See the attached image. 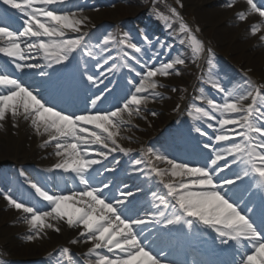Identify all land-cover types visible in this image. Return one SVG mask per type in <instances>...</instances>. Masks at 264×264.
Segmentation results:
<instances>
[{"label": "snow or ice", "instance_id": "1", "mask_svg": "<svg viewBox=\"0 0 264 264\" xmlns=\"http://www.w3.org/2000/svg\"><path fill=\"white\" fill-rule=\"evenodd\" d=\"M245 2L252 13L264 18V11H257L258 6L253 0ZM65 3L66 0H0V5H6L24 17L19 31L9 30V25L0 19V57L6 58L5 63H11L17 73L41 68V64L30 63L28 58H38L43 61V66L52 67L66 64L74 53L82 52L85 57L91 56L90 52L82 51L86 40L84 34L78 38L68 37V33H79L85 24L77 18L79 14L69 16L57 14L54 10L55 6ZM226 7L231 8L233 5L226 3ZM171 16L179 19L174 10ZM237 18L239 21L245 19L243 13ZM179 28L182 33L188 34L186 42L198 59L203 51L202 44L183 23H180ZM257 31L258 28L253 25L250 34L256 36ZM260 40L264 42V36ZM112 43L111 39L103 40L104 45ZM120 44L123 49L130 50L123 53L127 60L136 59L132 53H142L139 46L126 38L121 39ZM108 63L106 56L96 70L99 72ZM183 64L184 61L178 59L159 69H150L147 63L140 62L145 72L143 75L136 73L137 81L127 82L129 91L125 102L118 105L119 110L78 116L54 110L16 78H9L0 71V122L6 116L13 119L22 117L24 121H30L29 126L37 136L49 137L43 146L54 144L56 149L55 155L59 162L49 171L62 173L73 182V190L66 194H48L42 186L28 182L27 187L34 190L40 201L45 202L43 213L35 206H26L8 195L3 197L17 213L27 215L26 222L35 239H41L46 229L58 233L59 229L53 223L63 222L68 229H81L78 236L84 238L82 242L91 245L84 253L86 257L92 258L87 264H161L155 254L146 250L136 231L151 221L137 217L133 223L123 214L131 205L132 197L138 193H125L123 189L112 192L109 183L100 187L93 180L95 175L115 170L114 165L103 164L109 160L106 153H114L115 149H119L123 155L129 154L120 147L117 138L122 128L140 114L142 105L159 98L155 90L162 85L156 82L157 77L179 76L181 73L175 71V68ZM128 70L132 71L131 68ZM112 71L114 68L109 67L105 76ZM84 79L100 87L96 80L87 76ZM214 90L221 95L226 91L215 82ZM111 91L109 89L97 94L91 100V107L97 108ZM149 92L153 94L151 97L145 95ZM249 99L251 103L241 107ZM207 108L214 115L196 108L194 111L197 115L193 119L204 118L218 124L213 131L219 134L211 139L214 145L223 146L222 150L214 151L211 146L203 145L207 152L214 153L203 166H185L159 155L153 157L170 166V170L151 169L157 178L156 182L161 183L165 172L177 181L162 183L165 191L156 197L154 206L161 211L155 220L158 224L162 219L167 220L162 225L164 228L171 225L189 227L194 223L210 230L220 238V242L235 245L239 250V264H264V231L254 226L251 216L246 217L239 210V201L244 199L253 182L260 192H264V95L258 92L254 95L252 91H247L226 99L223 105L209 100ZM199 135L208 138L203 131ZM97 165L103 167L97 169ZM229 172H232L231 176ZM245 181L250 182L244 184ZM260 212L264 216V200L261 201ZM77 242L76 239L70 241L73 245ZM63 252L67 258V249ZM101 252L108 255H102Z\"/></svg>", "mask_w": 264, "mask_h": 264}, {"label": "bare ground", "instance_id": "2", "mask_svg": "<svg viewBox=\"0 0 264 264\" xmlns=\"http://www.w3.org/2000/svg\"><path fill=\"white\" fill-rule=\"evenodd\" d=\"M127 1H129L130 3V1L133 0H127ZM222 1L224 0H192L193 4L195 5L198 16L197 22L200 25L202 24L206 29L211 28L217 32L218 37H217L216 48L220 49L224 47L225 44V48L229 47V50H232L234 55L241 57L244 56L245 58H247L246 60L250 61V59L253 56L255 57V55L258 54L260 50L259 43H263L261 40L258 42V40L261 36H264V18H261L257 14L252 13L245 0H236L235 4H233V7L231 8L223 5ZM255 1L258 2V0ZM86 4L91 5V0H83L82 2H80L81 7H83ZM80 5L78 4L77 6H75V8H78ZM138 10L139 9H136L133 12V14H136ZM12 11L15 15V10L12 9ZM241 13L244 14L245 19L243 21H238V18L236 16H238ZM57 14H63L69 16L73 14H79L77 15V18L84 22L88 21L89 19H91L92 16L95 15V13L90 14V12L88 11H86V13H83L76 10L72 12L57 13ZM253 25L255 26L261 25V27L258 26V28L259 27L260 28L258 29L256 36H250V34L248 33V30L252 28ZM81 28L83 30V27ZM169 36L170 35L168 34L164 35V37L167 40H169V42L167 43V47L172 48L171 53H175L176 58L182 59L183 61L184 59L190 57V52L186 49L185 43L182 44L181 42L176 41L172 36L171 37ZM210 58L213 59L210 60ZM258 58H264V51L262 54L259 53L257 59ZM164 59L165 58H163L162 61ZM218 59H219L218 57L209 56V58L207 57L206 62L212 68L213 65L216 64V66L219 68L220 73L225 79L224 81L226 82L233 81L235 84L239 82L240 79L239 77L237 76H235V78L230 77V75L232 74L230 73L229 62L224 60L223 58H220L219 60ZM5 60L6 58L0 57V67H3L4 65L7 66V68H10L9 67L10 65L11 67H13L11 63H5ZM262 60L263 61H260V64L262 63L264 67V59ZM29 62L35 63L34 61H30V60ZM15 63H19V62H15ZM178 66L179 65H177L176 67ZM161 67H163V65H161ZM11 70L14 73L16 72L14 67ZM26 72L27 71L20 73L16 72V73L21 77H25ZM43 72L44 70L41 69V70H37L34 73L36 77H40L41 73ZM180 73L181 75L179 76L170 75L169 78L157 77L156 82L162 86H165V88L156 91V94L158 95L159 99H155V102H150L148 104V107L146 108L147 109L146 112H140L138 116H134V118L131 119L130 125H128L129 127L121 130L120 137L117 138V143L118 144L120 143L121 144L120 147L129 153L127 157L132 155L147 156V152L150 153V149L147 150L146 142H151L153 139L156 141L158 140L157 139L158 137H161V134L163 135L162 126L164 123H168L169 124L168 126H170L173 123L172 121L179 119V117L174 116L178 112V110H177V106L172 102L171 96L177 95V91L179 90L188 88L189 87L188 85L191 83V79L193 78L191 74L193 73L198 74L199 70H197V67H186V71L185 72L182 71ZM27 84L34 87V85H32L31 82H28ZM262 86H264V84ZM175 88L178 89L176 92H175ZM261 88L264 89V87ZM35 92L42 96L43 102L49 103L53 99V96L48 97V95L44 94V92L42 91V87H39L37 90H35ZM250 102L251 101H249L248 104H250ZM77 106L80 105L78 104ZM101 108L107 109L111 107L104 106ZM86 109H88L89 112L95 111V109L92 108L91 106L87 107ZM109 111L110 109H108V112ZM126 117L127 115L125 114V118ZM5 119H7V124H5L4 122H0V191L2 192L7 191L6 193L8 194H10L11 192L12 193L11 195L16 194L17 197H19L20 195L16 190H21L23 193H27V190L26 189L24 190L22 188V185L27 186L28 182H34L38 184V182L40 181L42 185L45 182H47L49 189L40 184L38 185L42 186V189H46L48 193L49 191L53 193L58 192L59 190L55 191V189H56V185L60 184L59 181L62 179V176L60 175V173L56 171H49V170L53 169L54 166L59 162V158L55 155L56 149L54 147V144L51 146H43L45 144V141L48 140L49 137L47 135L37 136L35 134L34 129H32L29 126L30 121H24L22 117L13 119L10 116H6ZM13 124H15V127H13ZM216 127H211V128L213 130ZM131 128H136V130H139L140 136L137 137L139 139V143L130 141L135 139L134 136L129 132ZM115 150L118 151L119 149H115ZM161 150L165 151L162 153L163 155L162 158L164 159H169L168 157L175 156L179 158H185V160H189L191 162L197 161V159L193 157L191 154H190L191 156H189L187 153L179 152L177 149H174L173 146L168 143L165 147L161 146ZM157 154H161V153L156 151L155 155ZM151 156L152 155L150 153L149 157ZM153 159H150L152 161L151 166L147 165V167L157 166L154 167L155 170L157 171H160V168L157 169L159 166L161 167L165 166L164 169H168L167 165L163 164L160 161H155V159L154 160ZM180 164L185 165L181 162ZM63 178L72 185L73 183L72 180L66 178V176H63ZM153 178L154 176L150 178V183L153 181ZM126 179L128 180L129 183H131L129 184L130 188L133 189L134 187H139V184L143 186L145 185V183L142 180L138 178L136 179L134 175H131ZM156 181L157 178H155L154 182ZM165 182L175 183L176 180L168 176L167 173L165 172L164 176L162 177L161 183H159V185ZM8 187L9 190H7ZM76 187L77 188L79 187L78 183H76ZM156 189H159L158 186H156ZM25 199L29 200L27 197H25ZM155 202H156V197H154L149 202V207H155L154 206ZM9 206L10 205L7 204V201L0 197V208L4 209V208H8ZM19 215L20 213H17L14 209L11 208L3 217L4 220L1 219L0 221V226L2 225V223L5 224V221H9L8 225L17 222L18 224L21 225L20 227H15V228H12L10 226L12 229H10L9 227L2 226L3 227L2 230L4 231L3 234L6 231H8L9 234L6 235V242H8L11 247L19 249L18 252L21 253L20 255L17 256V258H24V257L35 258L36 256H43V255L48 256V253H50L51 255L53 254L55 256L54 261H61L63 259L62 260L63 264L64 263L78 264L76 261L78 258H82L86 262L89 259H91V257L89 258L84 255V253L87 252L85 250V246L76 249L73 248V246H71L70 244H66L68 241L70 242V238H71V237L69 238L68 236L69 229L67 228L66 224H64L65 230H64V226L61 225L60 223H57V225L54 226L59 229V233L62 232L60 237L50 236L49 239H45L43 236L44 233L43 232L41 234V240L40 239L37 240L35 239V236L32 235V233L30 232L27 222L24 223L19 222L20 219L23 220L28 219L26 217V214L25 215L22 214L20 216ZM17 217H19V219ZM78 231H81V229H78ZM29 240H31L32 242H29ZM41 241H43V244H41ZM59 247L62 248V250L54 254L53 250ZM64 249H67V252L69 254L67 258H65L63 252ZM2 252L4 253L3 249ZM35 253H37L38 255L37 254L35 255ZM51 255L47 259H49ZM239 262L240 261L238 260V264ZM0 264H9V263L6 262L4 258H1ZM44 264H46V262H44Z\"/></svg>", "mask_w": 264, "mask_h": 264}, {"label": "rangeland", "instance_id": "3", "mask_svg": "<svg viewBox=\"0 0 264 264\" xmlns=\"http://www.w3.org/2000/svg\"><path fill=\"white\" fill-rule=\"evenodd\" d=\"M71 1H75L74 6H77L78 4L80 5V2H82L83 0H78V2H76V0H71ZM70 2L68 4H70ZM235 2H236V0H224V1H222V4L226 6V3H231L233 5V4H235ZM136 9H139L138 12L136 14H133V12ZM76 10L83 12V13H86V11L90 12V14L95 13V15L91 17V19H89L88 21L85 22L83 28H86V30H88V29L90 30V33H91L90 38H91L92 42L94 44L99 45V46H100L99 43H101L100 47L105 48L106 50H104V51H106V52H110L111 49L113 50L112 44H109V45L103 44L104 39H111L113 41V38H111L110 35H107L109 33V31H107V30H109V27L112 24L121 23L122 21L127 20L129 17H134V19L137 23H138V21L144 23V25L146 26L147 29H149V31H151V32L154 31V33L158 32L159 34L156 35V37L161 38V41H159L160 39L155 40L154 36H147L145 38L144 42L143 41L138 42L139 44H141L140 48L142 49V52L146 51L145 48L151 47V48H149V51H151L152 55L154 56L155 51L159 49V45L164 44L166 41V38H164V36H161L162 33L170 35L169 37L172 36L178 42H181L182 40H184L185 45H186V49L190 52V57L184 59V64L179 65L178 67H176L175 70H178L179 72H182V71L185 72L186 67H197V68H202V70L204 69L205 70L204 76L208 77V79H206V78L202 79L206 84L205 88H207V86L214 87V83L211 82L213 79L215 80L216 83L218 82V79L216 77L218 75V73L215 69H211V66L206 62L207 57L209 58V56H215V57H218L219 59L223 58L224 60L229 61V63L231 64V65H229L230 66V73L232 74V75H230V77L231 78H235V76L239 77L240 78L239 82H237L236 84L234 83L235 86L234 85H228V84H225L222 86L221 84L217 83L219 86H221L223 89L226 90L224 97H222L219 93L213 94V96L209 97V96L204 95V91L207 89L203 88L202 89L203 91L199 90L201 96L198 97V100L203 102V103L208 102L209 100L212 102L215 101V102H223L224 103V101L226 99H232L236 96H239L241 94L246 93L247 91H252L254 95L257 92L262 94V95L264 94V92L260 91L259 87H258L259 84L264 83V67H263L262 63L260 64V61H263L262 59H264V58H258L257 59V56L259 55V53L262 54L264 51V42L259 43L260 44V48H259L260 50H259L258 54L255 55V57L253 56L250 59V61L246 60L247 58H245L244 56L241 57V56L234 55L232 50H229V47L225 48V44H224V47H222L220 49L216 48L218 34L214 29H211V28L206 29L202 24L200 25L197 22L198 16H197L195 5L193 4L192 0H133V1H130V3L127 0H91V5L86 4L83 7H81V5H80L78 8H76ZM173 10L178 14L179 19L171 16V12ZM137 15H139L138 18L135 17ZM164 17H167V19L165 20ZM236 17H238V16H236ZM17 22L20 24V27L18 26L16 30L19 31L21 28V22H19V21H17ZM180 23H183L185 26H187V28L191 31V33L197 38L198 42H200L202 44L203 51L201 52L198 59L195 58L194 53L191 51L190 45L187 44V42H186L188 34L182 33L180 31V28H179ZM97 26H99V28H97ZM256 26H257V28H258V26L261 27V25H256ZM10 29H12V28H10ZM81 29L82 28H80V30ZM91 29H92V31H91ZM250 31H251V28L248 30L249 34H250ZM72 35H70L71 38H75V37L78 38V36H79V34L75 36L74 33ZM250 36H252V35L250 34ZM139 40H142V39H139ZM259 41H260V38H259L258 42ZM164 49L165 50H163L162 53H164V52H167L168 54L171 53V50H172L171 47H166ZM128 52H130V50ZM132 55H135V54L132 53ZM110 56H113V54L111 53ZM212 59L213 58H210V60H212ZM35 60H39V59L37 58ZM136 60L139 63V66L131 67L130 65H128V66L126 65V68L127 69L131 68L135 72V74L139 73V74L143 75L145 71H143V69L140 67L141 59H139V58L137 59V56H136ZM176 60H178V59L176 58L175 53H172L170 55V58L166 62L167 63H169V62L173 63ZM31 61H33V59H31ZM40 62L38 61L36 63H40ZM76 62H77V60H76ZM78 64L73 65L72 68L73 69L75 68L77 71H79L80 69L82 70V68L87 66V64H89V63L88 62L83 63V61H81ZM126 64H129V61H127ZM234 66H236L237 68H233ZM151 69H153V68H151ZM192 69H194V68H192ZM191 76H193V74H191ZM135 77H136L135 81H137V79H138L137 75ZM192 79L194 80V77ZM196 83H197V81H196ZM199 84L200 83L198 82V85ZM162 88H165V86H162L158 89H162ZM158 89L155 90V93H156V91H158ZM175 90H177V88H175ZM187 90L178 91L177 97L174 96L171 98L172 102H174L175 105H177L178 107L182 106V102L186 98V91ZM228 91H230L231 94H229ZM145 95L151 97L153 94L151 92H149ZM215 96H219V97L215 98ZM149 103L150 102L141 106L142 112H145L144 110L146 107H148ZM217 104H220V103H217ZM192 108L196 109V108H200V106L195 104V105H193ZM98 110H99V108H97V111L95 112L96 114H102V113L104 114L105 113V112H100ZM115 110H119L118 106L115 107ZM205 111L209 112V114L214 115L211 112V110H208L207 108H205ZM81 114H88V112H82V113H79L76 115H72V114H70V115L78 116ZM138 118H141V117H138ZM125 119L127 120L128 117H126ZM141 120H144V119H141ZM3 122L5 124H7V119H5ZM128 125H130V123L126 124L122 129L128 128L129 127ZM132 131H134V132H132ZM129 132L135 138L134 140H131V141H133V142L138 141L139 142V139L137 138L140 136L139 130H136V128H131L129 130ZM229 143H231V142H229ZM155 149L158 150L159 148L155 147ZM170 159L172 160V158H170ZM173 160L175 161L174 157H173ZM139 162H140L139 164H141L143 162V160H139ZM185 165H187V166H203V165L188 164V163H185ZM144 169L145 168H138L137 172H139L140 177L149 176V173L144 174V172H143ZM134 171H136V169ZM148 187H149V185H148ZM3 194H5V193H3ZM7 195L10 196L9 194H7ZM23 204H25V203H23ZM44 205H45V202L40 201L39 199H36L35 203L32 206H35L36 208L38 207L37 209H39V211L41 213H43L45 211ZM29 206H31V205H29ZM9 209H11L10 206L8 208H4V209L0 208V221H1V219L4 220L3 217L8 212ZM21 222H23V220ZM49 222H51V221H49ZM8 223H9V221H5V224L2 223V225L0 226V243L3 242L6 246L5 247L6 250L4 249V251H6V252L2 256H4V258L8 257L11 260L13 253L18 254L19 249L11 247L6 242V235H9V234H8V231H6L3 234L4 231L2 230V228H3L2 226L9 227L10 229H12L10 226L16 225V227H20L21 225L16 224V223H13L12 225H8ZM59 223L64 226L63 222H59ZM55 225H57V223H53V226H55ZM64 230H65V226H64ZM76 230H77V228H74L72 230H68L69 238L70 237H72L73 239L75 238L74 233H76L78 231V230L77 231ZM61 233L62 232L59 233V231H58V233H55L49 229H46L43 233V236L45 239H49L50 236L60 237ZM41 244H43V241H41ZM87 244L88 243H86L85 245H87ZM36 254L37 253H35V255Z\"/></svg>", "mask_w": 264, "mask_h": 264}]
</instances>
